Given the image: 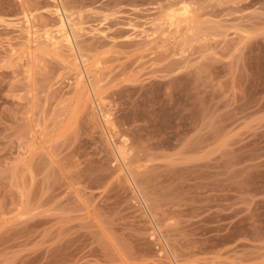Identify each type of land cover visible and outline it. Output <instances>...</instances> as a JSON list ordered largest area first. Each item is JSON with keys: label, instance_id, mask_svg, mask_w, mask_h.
<instances>
[{"label": "rangeland", "instance_id": "obj_1", "mask_svg": "<svg viewBox=\"0 0 264 264\" xmlns=\"http://www.w3.org/2000/svg\"><path fill=\"white\" fill-rule=\"evenodd\" d=\"M0 264H264V0H0Z\"/></svg>", "mask_w": 264, "mask_h": 264}, {"label": "bare ground", "instance_id": "obj_2", "mask_svg": "<svg viewBox=\"0 0 264 264\" xmlns=\"http://www.w3.org/2000/svg\"><path fill=\"white\" fill-rule=\"evenodd\" d=\"M64 8V7H63ZM66 9V8H65ZM64 9V10H65ZM61 10L62 9H59L58 7H52V10H50V12H51V14H53V15H55L57 18H58V20H57V22H58V25H59V29H58V31H59V33H60V36H61V38H62V41L63 42H67L69 45H70V36H69V33L65 30V25H64V20H63V18H62V16H61ZM64 10H62V11H64ZM67 15V14H66ZM65 17V16H64ZM51 39H54L53 37H50ZM57 38V37H56ZM55 40V39H54ZM57 43V42H56ZM82 54V53H81ZM84 56V55H83Z\"/></svg>", "mask_w": 264, "mask_h": 264}]
</instances>
